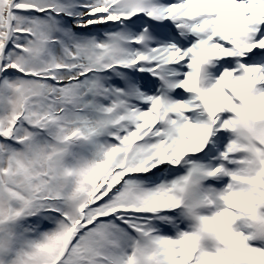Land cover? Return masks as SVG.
Here are the masks:
<instances>
[{"label":"snow or ice","instance_id":"obj_1","mask_svg":"<svg viewBox=\"0 0 264 264\" xmlns=\"http://www.w3.org/2000/svg\"><path fill=\"white\" fill-rule=\"evenodd\" d=\"M0 264H264V0H0Z\"/></svg>","mask_w":264,"mask_h":264}]
</instances>
